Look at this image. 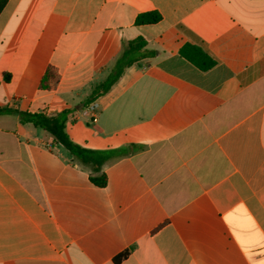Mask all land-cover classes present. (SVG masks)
Here are the masks:
<instances>
[{"label":"crops","instance_id":"obj_1","mask_svg":"<svg viewBox=\"0 0 264 264\" xmlns=\"http://www.w3.org/2000/svg\"><path fill=\"white\" fill-rule=\"evenodd\" d=\"M139 35L152 53L87 103ZM0 108V264H264V0H4ZM20 112H64L99 170Z\"/></svg>","mask_w":264,"mask_h":264},{"label":"trees","instance_id":"obj_2","mask_svg":"<svg viewBox=\"0 0 264 264\" xmlns=\"http://www.w3.org/2000/svg\"><path fill=\"white\" fill-rule=\"evenodd\" d=\"M3 2L4 0H0V8L2 7ZM159 18L160 14L157 11H144L136 15L134 23H152L156 22ZM145 45L146 40L140 35L127 41L122 40L121 48L117 56L112 62L104 79L90 92L87 98V103L92 102L97 96L107 91L127 66L134 62H138L140 59L151 54L152 51L147 49ZM179 53L201 70H206L215 63V60L212 57L200 47L191 43H184L179 48ZM56 76L55 69L52 66H49L40 80V86L43 88H52L56 82ZM4 110L5 108H0V113ZM20 118L21 120L26 119L27 121L32 122L33 125L43 128L53 136L55 142L61 144L70 154L75 156L82 163L90 164L94 171L99 170L100 165L105 159V153L99 150L86 148L73 142L65 131L64 112L54 115H47L42 112H20ZM91 180L98 184H104L105 177L103 175L98 178L92 177ZM126 254L127 251L124 250L117 254L113 260L117 262Z\"/></svg>","mask_w":264,"mask_h":264},{"label":"built area","instance_id":"obj_3","mask_svg":"<svg viewBox=\"0 0 264 264\" xmlns=\"http://www.w3.org/2000/svg\"><path fill=\"white\" fill-rule=\"evenodd\" d=\"M87 112H89V114L91 115V120H95L96 119L95 103H91L87 107Z\"/></svg>","mask_w":264,"mask_h":264}]
</instances>
